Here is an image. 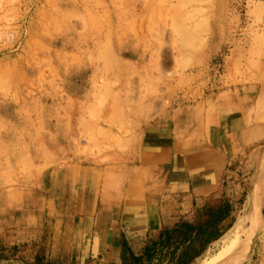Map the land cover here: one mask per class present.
<instances>
[{"label":"rangeland","instance_id":"374dc122","mask_svg":"<svg viewBox=\"0 0 264 264\" xmlns=\"http://www.w3.org/2000/svg\"><path fill=\"white\" fill-rule=\"evenodd\" d=\"M177 107L257 135L226 166L223 236L248 213L264 164V0H0V264H69L47 258L59 213L40 209L55 175L121 154L134 130ZM24 211L39 233L2 244ZM248 231L252 242L221 264H264V205ZM220 238L190 264L215 257ZM169 251L136 257L173 264Z\"/></svg>","mask_w":264,"mask_h":264},{"label":"crops","instance_id":"0c3cea01","mask_svg":"<svg viewBox=\"0 0 264 264\" xmlns=\"http://www.w3.org/2000/svg\"><path fill=\"white\" fill-rule=\"evenodd\" d=\"M228 123L222 129L219 117H208L201 108H170L134 130L125 141L128 150L105 162L90 160L57 173L47 190L51 198L41 200V214L45 209L59 213L47 258L126 264L164 228L191 221L198 208L217 204L234 150L257 138L241 126L236 130V119ZM25 213L14 233L4 234L2 244L37 236L41 225L37 218L28 223Z\"/></svg>","mask_w":264,"mask_h":264},{"label":"trees","instance_id":"16d2710c","mask_svg":"<svg viewBox=\"0 0 264 264\" xmlns=\"http://www.w3.org/2000/svg\"><path fill=\"white\" fill-rule=\"evenodd\" d=\"M231 210L230 203L223 199L215 205L204 206L197 222L181 220L172 228L164 229L158 241L145 248L146 260L152 248L162 245L170 249L168 254L173 264H190L230 226H224L223 223L230 216ZM178 248L180 253L175 255ZM131 258L135 263L142 262V257L132 255Z\"/></svg>","mask_w":264,"mask_h":264},{"label":"bare ground","instance_id":"6f19581e","mask_svg":"<svg viewBox=\"0 0 264 264\" xmlns=\"http://www.w3.org/2000/svg\"><path fill=\"white\" fill-rule=\"evenodd\" d=\"M256 177L248 195L250 207L248 213L244 217L239 218L233 227L225 235L221 236V248L218 254L205 264H221L223 258L230 253L233 247L252 242L253 235H250L248 230L260 223L264 205V164L260 167Z\"/></svg>","mask_w":264,"mask_h":264}]
</instances>
